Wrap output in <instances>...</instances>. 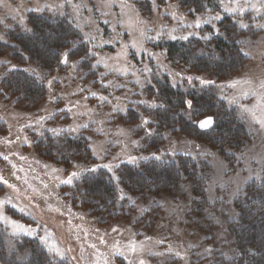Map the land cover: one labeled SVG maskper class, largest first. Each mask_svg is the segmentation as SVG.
I'll list each match as a JSON object with an SVG mask.
<instances>
[{"label":"rangeland","instance_id":"rangeland-1","mask_svg":"<svg viewBox=\"0 0 264 264\" xmlns=\"http://www.w3.org/2000/svg\"><path fill=\"white\" fill-rule=\"evenodd\" d=\"M140 1L0 0V43L8 44L9 30L26 32L30 16L43 15L66 18L79 33L77 43L88 48L86 57H63L51 72L17 49L0 52V264H26V240L36 241L53 264H224L236 254L227 231L238 217L235 203L248 185H264V0H208L200 12L181 8L177 0H144L147 13ZM226 17L236 27L230 38L218 29ZM216 38L237 45L247 60L223 80L172 63L162 46L194 39L200 42L197 54H207ZM9 72L35 77L44 86L43 99L21 103L2 84ZM162 78L185 94L212 86L248 141L220 154L163 130L162 144L151 148L157 133L142 112L157 100L145 88ZM128 110L138 113L137 123L124 121ZM209 118L195 123L208 129L213 118L207 127L201 122ZM73 144L87 153L76 157ZM180 155L208 168L201 215L184 182L173 195L145 198L118 185L122 165L170 163ZM98 171L116 188L120 218L106 224L82 206L80 194L81 179Z\"/></svg>","mask_w":264,"mask_h":264},{"label":"trees","instance_id":"trees-1","mask_svg":"<svg viewBox=\"0 0 264 264\" xmlns=\"http://www.w3.org/2000/svg\"><path fill=\"white\" fill-rule=\"evenodd\" d=\"M183 9L194 8L202 11L208 0H177ZM203 1V2H202ZM138 7L143 12H149L148 1H140ZM28 30L18 32L9 30L6 34L8 44L0 43V52L17 49L30 61L45 71L51 72L59 68L63 57L78 60L87 56L88 48L79 41L77 29L64 17L30 16ZM219 34L229 37L236 27L229 17L223 18L218 24ZM38 43L39 46H35ZM213 50L207 54H197L200 42L194 39L185 41H166L162 44L166 56L174 64H179L195 73L223 80L239 72L246 63V57L234 43L226 45L222 39H212ZM18 53V55H19ZM16 54V53H15ZM2 84L21 103L36 104L44 97V86L33 76L23 72H9ZM192 88L187 94L169 84L166 78L155 79L145 88L149 97L157 100V105L144 109L142 114L152 121L151 132H156L149 139V146L155 148L162 144L158 134L163 130L181 134L208 144L220 154L226 150H237L248 141V134L240 124L235 112L219 101L210 85L200 89ZM191 102L190 116L186 112L185 100ZM213 118L214 123L208 129H200L196 121ZM129 124L139 121L138 113L128 110L123 117ZM150 128V127H149ZM76 147V157L80 152L87 153L84 147ZM82 152V153H83ZM205 163L193 162L185 156H177L170 163L148 160L138 166L122 165L116 170L118 185L132 196L158 197L173 195L181 183L188 185L193 197L197 199L196 211L201 215L204 206L205 182L208 176ZM199 174L201 176L199 177ZM148 181V182H146ZM82 206L103 224L120 218L116 210L115 183L102 171L83 177ZM238 217L228 223L227 231L233 237L236 254L224 264H264V185L250 184L246 187L243 197L236 203ZM100 216V217H99ZM0 242V256L3 248ZM29 247L30 255L26 264H53L46 252L34 240L24 242ZM63 264V263H58Z\"/></svg>","mask_w":264,"mask_h":264},{"label":"snow or ice","instance_id":"snow-or-ice-1","mask_svg":"<svg viewBox=\"0 0 264 264\" xmlns=\"http://www.w3.org/2000/svg\"><path fill=\"white\" fill-rule=\"evenodd\" d=\"M64 62H67L66 59ZM189 79H191V78H189ZM201 83H208V82L201 80ZM189 104H190V102H189ZM145 123H147V121H145ZM210 123H211V119L209 118L208 120L201 122V127H207ZM5 159H7V157H5ZM140 264H144V262L141 261Z\"/></svg>","mask_w":264,"mask_h":264}]
</instances>
